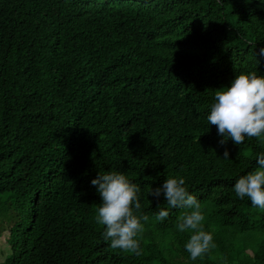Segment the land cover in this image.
<instances>
[{"label": "trees", "instance_id": "trees-1", "mask_svg": "<svg viewBox=\"0 0 264 264\" xmlns=\"http://www.w3.org/2000/svg\"><path fill=\"white\" fill-rule=\"evenodd\" d=\"M260 48L261 0H0V264H264V210L234 192L264 143L207 121L218 88L264 75ZM100 171L140 185L139 256L95 222ZM177 174L214 237L195 261L190 210L158 221L149 196Z\"/></svg>", "mask_w": 264, "mask_h": 264}, {"label": "clouds", "instance_id": "clouds-1", "mask_svg": "<svg viewBox=\"0 0 264 264\" xmlns=\"http://www.w3.org/2000/svg\"><path fill=\"white\" fill-rule=\"evenodd\" d=\"M257 56L264 57V48L259 49ZM214 100L207 121L216 126L218 134L223 137L219 141L221 145H226L229 140L241 145L246 138H256L264 143V75L256 71L240 72L230 86L215 91ZM223 157L230 158L227 148ZM256 164L254 169L238 178L234 192L238 198H248L254 207L264 210V152L256 154ZM91 184L96 186L102 201L94 219L104 229V240L110 241L113 249L141 255L143 221H147L148 216L141 209L140 185L120 171H100ZM161 194L167 207L159 208L158 205L156 220L169 217V209H189L179 217L176 228L181 233H190L185 249L191 260L203 257L215 247L214 237L205 230L201 203L190 193L186 179L179 174L169 176L162 186L152 187L149 196L159 199Z\"/></svg>", "mask_w": 264, "mask_h": 264}, {"label": "rangeland", "instance_id": "rangeland-1", "mask_svg": "<svg viewBox=\"0 0 264 264\" xmlns=\"http://www.w3.org/2000/svg\"><path fill=\"white\" fill-rule=\"evenodd\" d=\"M1 221H5V222H3V227L5 228L3 231H2V233H1V235H0V250H1V252H0V261L3 259V256L6 254V240H7V238L9 237V232H8V221H7V219H3V217H0V222Z\"/></svg>", "mask_w": 264, "mask_h": 264}]
</instances>
